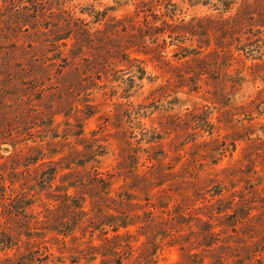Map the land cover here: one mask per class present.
<instances>
[{
    "label": "rangeland",
    "instance_id": "rangeland-1",
    "mask_svg": "<svg viewBox=\"0 0 264 264\" xmlns=\"http://www.w3.org/2000/svg\"><path fill=\"white\" fill-rule=\"evenodd\" d=\"M0 236L10 264H264V0H0Z\"/></svg>",
    "mask_w": 264,
    "mask_h": 264
},
{
    "label": "trees",
    "instance_id": "trees-1",
    "mask_svg": "<svg viewBox=\"0 0 264 264\" xmlns=\"http://www.w3.org/2000/svg\"><path fill=\"white\" fill-rule=\"evenodd\" d=\"M226 10H228V8H226ZM160 35H165V33H162ZM144 75L145 72L143 71L141 73V75L139 76V80L143 81L144 80ZM106 227H108V230H106V232H112L115 236L114 238H118L119 233L121 232V230H126L128 229L130 226H133L130 223L127 222H121L115 220L114 218H108V222L107 224H105ZM107 234V233H106ZM65 237H67L66 235H64ZM13 245L10 243V240L8 239V236H0V255L13 249ZM12 258L9 257L7 254L5 255V257L1 258L0 257V264H10L12 262ZM33 259H25L23 264H33ZM35 264V263H34Z\"/></svg>",
    "mask_w": 264,
    "mask_h": 264
}]
</instances>
